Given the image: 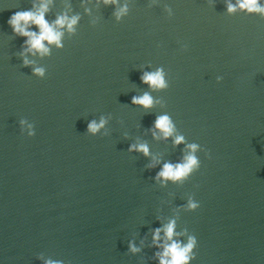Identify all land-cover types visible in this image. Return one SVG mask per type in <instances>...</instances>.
<instances>
[{
  "label": "water",
  "instance_id": "95a60500",
  "mask_svg": "<svg viewBox=\"0 0 264 264\" xmlns=\"http://www.w3.org/2000/svg\"><path fill=\"white\" fill-rule=\"evenodd\" d=\"M43 2L0 0V264H160L153 232L173 219L187 229L174 239H198L191 264H264V16L229 13L228 0H119L117 20L104 0H50L46 19L79 15L76 32L25 53L8 21ZM160 67L170 86L153 90L141 77ZM145 92L152 108L132 103ZM163 114L173 137L155 129ZM175 135L201 145V168L164 183L163 164L189 151Z\"/></svg>",
  "mask_w": 264,
  "mask_h": 264
},
{
  "label": "clouds",
  "instance_id": "9594fccd",
  "mask_svg": "<svg viewBox=\"0 0 264 264\" xmlns=\"http://www.w3.org/2000/svg\"><path fill=\"white\" fill-rule=\"evenodd\" d=\"M50 0H44V2L35 11L22 10L15 12L9 19L8 23L11 25L13 32L20 36L28 37L25 41L27 47L25 53L31 52L35 55L37 52L41 56L49 54L50 48L48 45L55 44L57 47H63L62 37L64 35L63 29H67L69 33L76 32V26L80 20L79 15L69 16L67 12L63 15H59L55 21L49 22L46 19V13L49 10L48 4ZM105 4H117V11L114 13L117 20H120L123 16L128 14L129 5L125 3L122 7H119V0H104ZM169 16L174 15L171 6H165ZM227 10L229 13H236L239 11H245L249 14L256 13L260 16H264V4L260 3V0H236V3H232L228 0ZM36 25L39 28V32L31 31L30 26ZM47 41V44L45 43ZM187 48V45H184ZM33 62L24 58V65L28 66ZM34 74L43 77L45 75V69L36 67L34 68ZM142 81L148 84L153 90H165L169 88V82L166 79V72L163 67L158 68L155 71L144 72ZM223 76H218L217 81H222ZM159 101L149 92H145L140 96H133L132 103L140 105L145 109L152 108L155 103ZM21 125H27L30 129L29 136H35V124L28 123L27 120H21ZM108 123L107 119L101 117L97 122L91 120L88 124V131L92 134L98 133ZM155 129H159L163 133L165 138L173 137L176 132V125L172 117L168 114L157 116L155 120ZM155 136V131L153 132ZM186 143V138L183 135H175L174 144L179 145ZM186 148L189 150L183 157L181 162L173 164L172 162H165L163 167L156 173V179L162 180L164 183L168 181L183 182L187 181L194 173L200 170L201 160L196 155L197 151L201 149V145L196 142L186 143ZM203 151L211 159V151L203 148ZM129 152H142L145 156L151 155L149 145L147 143H135L129 148ZM149 167H155V163L148 165ZM200 207V203L196 199H189L187 208L190 211H195ZM176 220H171L167 225L162 228H156L153 232V242L158 248H162V251H157L156 256L159 259L160 264H191V262L197 257L198 239L195 234L189 235L187 243H183L174 239L175 236L184 235L187 232L176 231ZM161 232L164 233V242L161 244ZM130 249L132 252L140 251L134 243H130ZM45 264H63L61 260L47 259Z\"/></svg>",
  "mask_w": 264,
  "mask_h": 264
}]
</instances>
